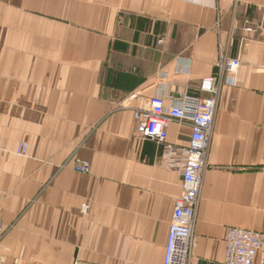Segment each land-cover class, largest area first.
Here are the masks:
<instances>
[{
	"label": "crops",
	"instance_id": "crops-1",
	"mask_svg": "<svg viewBox=\"0 0 264 264\" xmlns=\"http://www.w3.org/2000/svg\"><path fill=\"white\" fill-rule=\"evenodd\" d=\"M220 44L242 66L219 92L189 264H225L229 227L264 233V0H0V261L163 264L182 175L135 138V112L205 96ZM168 132L186 145L192 127Z\"/></svg>",
	"mask_w": 264,
	"mask_h": 264
},
{
	"label": "built area",
	"instance_id": "built-area-1",
	"mask_svg": "<svg viewBox=\"0 0 264 264\" xmlns=\"http://www.w3.org/2000/svg\"><path fill=\"white\" fill-rule=\"evenodd\" d=\"M245 31L256 30L249 23ZM250 38H244L247 45ZM164 39L158 43L163 44ZM242 66L240 56L228 54L220 44L215 71L201 79L200 90L205 96L184 93L177 102L166 104L164 94L153 95L146 107L136 110L137 132L135 138L152 140L162 147V164L165 168L178 170L182 175L183 192L176 199L163 264H189L195 246L194 228L200 202L202 178L209 155L212 131L217 112L218 97L223 85L238 84V73ZM189 123L192 132L188 144H173L169 141L168 128L171 123ZM27 144L19 146L18 154L25 155ZM75 170L89 173L91 164L79 162ZM87 209V206L85 207ZM5 232L0 221V238ZM264 250V233L239 227H229L226 238L225 264H254L259 252ZM0 264H3L0 261ZM75 264H81L76 262Z\"/></svg>",
	"mask_w": 264,
	"mask_h": 264
}]
</instances>
